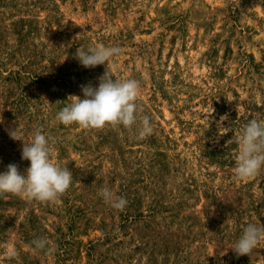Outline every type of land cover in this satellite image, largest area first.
I'll return each mask as SVG.
<instances>
[{
    "label": "rangeland",
    "instance_id": "obj_1",
    "mask_svg": "<svg viewBox=\"0 0 264 264\" xmlns=\"http://www.w3.org/2000/svg\"><path fill=\"white\" fill-rule=\"evenodd\" d=\"M98 45L121 52L83 67L77 48ZM103 76L139 82L137 124L60 123ZM0 119V173L30 166L18 127L24 142L41 129L73 177L54 202L0 197V264H264V239L250 256L231 249L264 225V166L235 176L244 126L264 121V0H0Z\"/></svg>",
    "mask_w": 264,
    "mask_h": 264
},
{
    "label": "clouds",
    "instance_id": "obj_2",
    "mask_svg": "<svg viewBox=\"0 0 264 264\" xmlns=\"http://www.w3.org/2000/svg\"><path fill=\"white\" fill-rule=\"evenodd\" d=\"M120 52L118 47L104 45L88 48L87 51L80 47L76 50L75 58L83 67L94 68L98 65L108 66L109 61ZM104 76L100 79L98 87L91 84L82 85L83 99L79 96H70L74 99L57 113L56 119L65 126L76 124L82 129H103L106 126L113 128L123 126L125 129H131L137 124L136 101L139 96V82L134 79H104ZM224 119L226 117H221V121ZM152 132L150 118L143 116L139 120L138 138L144 139ZM8 134L11 139L23 142L21 159L30 161V166L25 174H21L16 164H9L7 170L0 173V197L11 194L28 201L47 203L54 202L62 196L72 184L73 177L68 167H61L52 159L49 138L42 134L41 129L35 131L30 142L21 139L18 127L8 130ZM237 142L239 151L235 176L238 180L244 181L255 177L264 166V121L251 119L244 126ZM99 195L105 203H110L117 210L123 211L127 205L124 197L114 196L107 187L102 188ZM262 239L264 225L249 223L231 249L238 257L250 256ZM32 245L36 250L52 251L49 242L44 238L34 239ZM6 255L12 259L16 257L17 252L14 248H9Z\"/></svg>",
    "mask_w": 264,
    "mask_h": 264
}]
</instances>
